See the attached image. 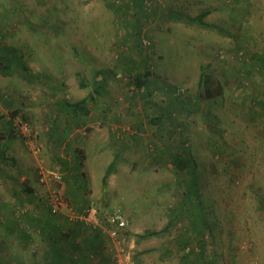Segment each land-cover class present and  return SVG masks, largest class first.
<instances>
[{
	"label": "rangeland",
	"instance_id": "1",
	"mask_svg": "<svg viewBox=\"0 0 264 264\" xmlns=\"http://www.w3.org/2000/svg\"><path fill=\"white\" fill-rule=\"evenodd\" d=\"M0 51V264L55 263L61 239L79 264H264V0H0ZM90 94L88 124L65 102ZM91 204L126 216L125 253L70 219Z\"/></svg>",
	"mask_w": 264,
	"mask_h": 264
},
{
	"label": "trees",
	"instance_id": "2",
	"mask_svg": "<svg viewBox=\"0 0 264 264\" xmlns=\"http://www.w3.org/2000/svg\"><path fill=\"white\" fill-rule=\"evenodd\" d=\"M209 13L210 12H208V11L201 12L198 15V17L196 18V21H198L200 24H202L205 27H209L210 25L208 22L202 21ZM1 50H4V48H1ZM237 54H239V56H242L244 54L243 49L242 48L239 49L234 55L237 56ZM17 59H18V57L16 55H13L10 53H8L4 56L0 55V70H3V68H6V67L12 66L13 63ZM3 62L6 64V66H4V67H2ZM149 75H150L149 71H144V73H138L137 72L135 77H134L135 85L138 88L147 87L148 82L150 81ZM87 85H89V82H87L84 77H81L80 86L86 87ZM102 88H103V83L98 84L97 86H95V92H97L98 94H101ZM93 100H95L93 97V94H90V95H88V96H86V97H84L78 101H75V102H68L67 101V102H65V106H66L69 114L71 113L72 115H75L78 118H83V117L88 116L90 114V112L92 111L90 104L93 102ZM13 114L14 115L19 114V110L14 111ZM160 117H162V116H160ZM159 119H161V118H159ZM22 121L25 123L26 119H22ZM124 134L125 133H123V135ZM171 155H172V161H173L175 167L177 168L178 172H187L188 175L190 176V179L188 181V191H187V197L185 199L186 200L185 203L186 204H189V203L192 204L193 203V205L199 204L201 202L200 194H199L200 185H199L198 172L196 171V161H195V158L193 157V153L189 151L188 153L182 154L179 151H176V152L171 153ZM80 161H81V159H79V162ZM116 165H117V161H115V160L112 161V163L108 167L105 175L103 176L104 187L108 186V179L111 176V174L113 172H115ZM76 212H83V211H76ZM104 216H105V211H102L100 213V218L103 219ZM201 219H202L203 223L207 224V218H206L205 214H202ZM165 230H166L165 228L162 230H158V231L149 230L145 234H142L140 236L142 238H150V237H154V236H159V235H162ZM126 234H127V238H128V236H129L128 235V229L126 230ZM62 240L63 239L56 240L54 242V248H53L52 252L55 251V253L57 254V255L56 254L55 255L58 256V258L60 257V259L56 260L55 263H51V264H67L65 262V259L68 258L67 252H65V250L67 249L66 243ZM186 263L187 264H194V263H189V262H186ZM77 264H79V263H77Z\"/></svg>",
	"mask_w": 264,
	"mask_h": 264
},
{
	"label": "built area",
	"instance_id": "3",
	"mask_svg": "<svg viewBox=\"0 0 264 264\" xmlns=\"http://www.w3.org/2000/svg\"><path fill=\"white\" fill-rule=\"evenodd\" d=\"M144 43H146V40H144ZM21 126L24 130L29 129L27 123H22ZM129 128L130 127L121 130L118 133V136H122L123 132L130 130ZM48 203L51 206V210L56 213L65 212L64 210L67 208V204L58 194H54L53 196L50 195ZM68 210V213H71L72 215L70 217L71 220L73 219L74 221L83 223L92 229L100 230L110 238L115 248H118L125 253L126 244L128 242L126 230L128 228L129 221L120 210L105 212L103 219L100 218V212L93 204L88 205L83 212L73 211L72 208H69ZM117 264L125 263H123L122 259L117 257Z\"/></svg>",
	"mask_w": 264,
	"mask_h": 264
},
{
	"label": "crops",
	"instance_id": "4",
	"mask_svg": "<svg viewBox=\"0 0 264 264\" xmlns=\"http://www.w3.org/2000/svg\"><path fill=\"white\" fill-rule=\"evenodd\" d=\"M104 115H103V113L100 111V110H98V111H95V112H91L88 116H87V118H85V121H88L89 123L88 124H90L91 123V121H97V119L98 118H100V117H103ZM161 116V115H160ZM156 117L155 119L156 120H158L159 118H161V117ZM164 118V117H163ZM163 120V119H162ZM115 174H119L118 172H115ZM113 175V174H112ZM66 248H67V246H66ZM67 254H70V256H72L73 257V260H77V263H78V261L80 262V257L79 256H75L73 253H68L67 252Z\"/></svg>",
	"mask_w": 264,
	"mask_h": 264
}]
</instances>
